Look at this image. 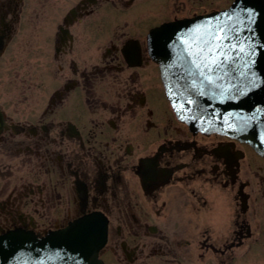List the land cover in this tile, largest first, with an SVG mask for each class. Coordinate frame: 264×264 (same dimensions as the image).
<instances>
[{"label":"flooded vegetation","instance_id":"flooded-vegetation-1","mask_svg":"<svg viewBox=\"0 0 264 264\" xmlns=\"http://www.w3.org/2000/svg\"><path fill=\"white\" fill-rule=\"evenodd\" d=\"M236 0H0V234L96 214L103 264H264V153L198 130L151 31Z\"/></svg>","mask_w":264,"mask_h":264},{"label":"water","instance_id":"water-1","mask_svg":"<svg viewBox=\"0 0 264 264\" xmlns=\"http://www.w3.org/2000/svg\"><path fill=\"white\" fill-rule=\"evenodd\" d=\"M168 97L191 127L226 132L264 153V0L162 24L151 31ZM106 222L84 215L43 236L0 234V264H103Z\"/></svg>","mask_w":264,"mask_h":264}]
</instances>
